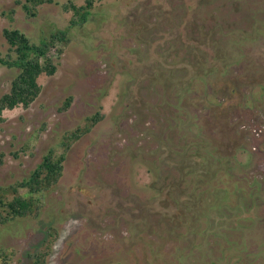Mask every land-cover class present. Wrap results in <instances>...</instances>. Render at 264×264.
Instances as JSON below:
<instances>
[{
	"label": "rangeland",
	"instance_id": "obj_1",
	"mask_svg": "<svg viewBox=\"0 0 264 264\" xmlns=\"http://www.w3.org/2000/svg\"><path fill=\"white\" fill-rule=\"evenodd\" d=\"M23 1L0 0L2 57L9 53L4 29L19 30L37 43L69 26L72 14L63 5L87 0H53L39 6L35 16L22 9ZM91 1L89 22L70 30L56 73L38 79L41 92L35 101L1 116L0 186L7 188L27 178L49 151L62 153L65 136L102 115L66 150L62 177L40 216L0 225V249L13 251L10 264H31L29 256L43 249L49 226L56 227L58 237L47 264H134L130 255L137 247L129 242L143 221L138 205L154 180L149 167L161 180L167 174L174 181L175 166L191 155L192 141L202 138L185 137L173 127L176 104L170 88L186 79L193 80L194 94L203 79L211 82L198 96L230 110L233 121L224 122L237 126L231 137H243L246 144L247 154L238 153L237 159L248 164L247 177L254 176L264 189V92L259 87L264 85V0ZM55 53L51 49L50 55ZM208 64L212 72L205 73ZM16 74L0 67V97ZM170 197L165 195L168 203ZM149 208L148 224L158 233L165 211L160 204ZM233 212L217 214L220 227L211 228L230 244L239 242L233 225L243 216ZM251 215L261 218L255 236H244L247 253L255 255L264 249V209ZM185 242L171 252L177 261L191 246L190 239ZM204 249L205 263L220 259L219 250ZM189 259L196 262L197 255Z\"/></svg>",
	"mask_w": 264,
	"mask_h": 264
},
{
	"label": "trees",
	"instance_id": "obj_2",
	"mask_svg": "<svg viewBox=\"0 0 264 264\" xmlns=\"http://www.w3.org/2000/svg\"><path fill=\"white\" fill-rule=\"evenodd\" d=\"M52 2L53 0H24L21 7L28 15L35 16L39 6ZM92 6L91 0L81 6L72 2L63 5V10L72 14L69 26L50 32L37 43L30 41L19 30H3L9 53L4 57L0 56V67L16 69L17 74L11 81L8 93L0 97V122L5 110H13L19 106L27 108L35 101L41 92L39 77L53 76L56 73L62 48L69 42L70 30L84 27L89 22ZM51 49H55V56L50 55ZM215 69L217 71V68ZM208 70L212 72L209 64L205 73ZM207 76L205 74V77ZM190 80L192 79H186L179 82L180 85L170 88L176 104L173 127L185 137L202 138L192 141L191 155L175 166L177 178L174 181L167 174L161 180V177L157 176L158 170L154 171L149 167L148 171L154 180L149 185L150 193L144 198V203L138 205L144 222L141 221L137 225L138 233L130 238L129 247H137L134 252L136 255L130 257L134 264H180L185 260L190 264H208L204 261L209 254L208 250L204 249L206 247L215 254L220 251V259L209 261V264H264V249L255 255L247 253L249 244L246 245L244 241V236L250 233L255 236L254 227L261 219L251 214L261 215L264 209L262 182L254 176L249 179L246 170L248 164L237 159L238 153L247 154L246 144L242 141L243 137H231L237 126H229L228 122H224V119L232 120L230 110L223 111V104L216 103L211 97L206 98L209 102L204 103V99L198 96L197 91L201 88L205 90L206 85H211V82L203 79L202 85L194 88L195 95L192 93ZM187 81L190 82L186 83ZM259 87L264 92V85ZM70 102L71 99H67L62 110L67 109ZM202 110L204 111L199 115ZM101 118L102 115L96 113L84 127L65 136L62 142L63 152L57 155L49 151L27 178L7 188L0 186L1 226L27 218L37 219L40 216L46 196L62 177L66 150L90 132ZM2 158L3 155L0 154V164L3 163ZM172 193L177 197H173ZM164 194H171L170 203L165 200ZM150 203L160 204L165 211L160 216L158 233L154 231V226L148 224L152 212L149 211ZM228 209L234 211L232 215H243L240 218L235 217L233 226L236 230L233 233L240 237L239 242L234 239L232 244L223 234L214 233L211 229L220 227L217 221L221 219L217 218V214ZM239 220L241 225H238ZM130 223L128 222V225L133 228L134 225ZM46 237L43 249L29 256L31 264H47L46 258L58 237L55 226L47 228ZM189 239L191 246L188 252H181L185 256L179 257L177 261L171 252L182 249L187 244L185 241ZM139 240L141 243H138ZM168 245L172 246V250L166 252ZM12 252L0 249V264H10ZM195 254L196 262L189 259Z\"/></svg>",
	"mask_w": 264,
	"mask_h": 264
}]
</instances>
